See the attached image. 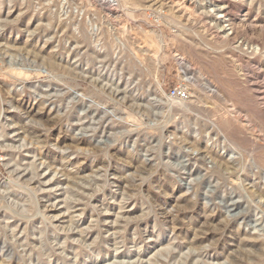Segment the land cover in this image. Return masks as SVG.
Masks as SVG:
<instances>
[{"label":"rangeland","instance_id":"1","mask_svg":"<svg viewBox=\"0 0 264 264\" xmlns=\"http://www.w3.org/2000/svg\"><path fill=\"white\" fill-rule=\"evenodd\" d=\"M234 259L264 264V0H0V264Z\"/></svg>","mask_w":264,"mask_h":264},{"label":"built area","instance_id":"2","mask_svg":"<svg viewBox=\"0 0 264 264\" xmlns=\"http://www.w3.org/2000/svg\"><path fill=\"white\" fill-rule=\"evenodd\" d=\"M177 62L180 82L170 89L169 98L173 101L187 103L193 96L191 86L199 82L200 75L184 58L179 56Z\"/></svg>","mask_w":264,"mask_h":264},{"label":"bare ground","instance_id":"3","mask_svg":"<svg viewBox=\"0 0 264 264\" xmlns=\"http://www.w3.org/2000/svg\"><path fill=\"white\" fill-rule=\"evenodd\" d=\"M231 11V10H230ZM222 12L223 13H225L226 12V9H223L222 10ZM224 17H226V15H223ZM222 16V17H223ZM222 19V18H221ZM230 19V18H229ZM222 22V21H221ZM229 26V25H228ZM232 30V29H231ZM226 37V36H225ZM235 38V37H234ZM230 40V39H229ZM228 43V42H227ZM222 44V43H221ZM9 46H10V44H9ZM15 46V45H14ZM10 48H12V47H10ZM14 48V47H13ZM43 59H44V62H45V64L46 65H48V67H47V69L48 68H50V70L53 72V71H56L57 70V68H60V66H61V64H59L58 62H57V60L54 58V56L52 55V54H47L46 56H44L43 57ZM40 71V70H39ZM51 71H46L47 73H50ZM257 79V78H256ZM79 94V93H78ZM81 94V93H80ZM196 94V93H195ZM197 96V95H196ZM195 96V97H196ZM200 97V96H199ZM81 98H83V97H81ZM197 99V98H196ZM201 99V98H200ZM226 122V121H225ZM229 122V121H228ZM230 124H232V123H230ZM226 125V124H225ZM229 126V125H228ZM231 127H232V125H230ZM72 143L73 144H75V148H77V149H80V145H81V141L80 140H77V139H73L72 140ZM218 166H219V168L221 169V168H223L224 167V164H222V163H220V162H218ZM219 172H220V170H219ZM23 189V188H22ZM186 261V260H185ZM239 261L240 260H236L235 261V259L233 260V263L235 262V264H239ZM183 264H189L187 261L186 262H184ZM191 264V263H190ZM192 264H195V263H192Z\"/></svg>","mask_w":264,"mask_h":264}]
</instances>
